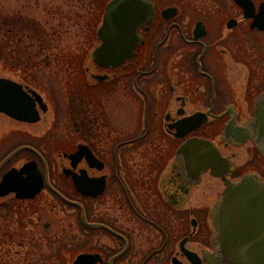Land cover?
Instances as JSON below:
<instances>
[{
    "label": "flooded vegetation",
    "instance_id": "obj_1",
    "mask_svg": "<svg viewBox=\"0 0 264 264\" xmlns=\"http://www.w3.org/2000/svg\"><path fill=\"white\" fill-rule=\"evenodd\" d=\"M152 1L154 19L138 29L135 54L117 66L96 61L97 46L67 49L60 58L49 41H39L44 25L34 28L40 36L31 46H0L2 64L28 65L20 78L0 77L19 85V117L0 112V128L7 123L0 149L12 147L0 156V183L29 163L28 172L37 174L38 167L43 177L34 197L0 195V213L17 209L19 218L22 210L34 212L37 200L66 211L62 240L74 244L61 250L71 261L92 254L94 264H229L217 258L214 218L225 181L211 167L198 171L200 164L187 163L181 148L196 138L212 140L232 162L228 178L253 173L264 180L257 144L223 138L231 120L244 125L252 118L264 93V0H248L250 17L236 0H206L200 7L195 0ZM6 50L14 60L12 51L6 61ZM62 64L68 65L61 70ZM41 66L65 76L62 98L43 85ZM239 68L246 70L245 85ZM53 105L57 115L50 120ZM245 145L252 158L243 171L235 149ZM24 226L19 218L10 242L27 244ZM1 236L8 242L10 233L0 228ZM25 260L33 264L37 257Z\"/></svg>",
    "mask_w": 264,
    "mask_h": 264
},
{
    "label": "water",
    "instance_id": "obj_2",
    "mask_svg": "<svg viewBox=\"0 0 264 264\" xmlns=\"http://www.w3.org/2000/svg\"><path fill=\"white\" fill-rule=\"evenodd\" d=\"M236 1L244 5L246 16L253 15L250 1ZM174 11V8L166 10L170 16ZM155 14L152 0H110L97 29V47L92 53L94 59L104 66H117L134 55L139 43L138 29L152 22ZM18 86L12 80L0 79V112L19 117ZM223 138L237 143L252 140L264 154V93L256 102L252 118L244 125L231 120L225 127ZM19 149L22 148L15 152ZM181 153L185 154L187 163L195 161L202 166L198 171L211 167L212 172L225 181L223 197L214 210L216 237L221 252L217 258L220 260L223 257L229 264H264V180L253 173L235 181L228 178L232 162L221 156L212 140L193 139L181 148ZM30 166L29 163L20 170L11 169L0 183V195L13 191L19 197L38 194L43 187V177L38 167L37 174L29 173ZM26 172L31 175L22 178ZM29 179L33 180L30 184L27 182ZM25 190L28 192L25 193ZM95 261L94 255L82 254L73 260V264H94Z\"/></svg>",
    "mask_w": 264,
    "mask_h": 264
},
{
    "label": "rangeland",
    "instance_id": "obj_3",
    "mask_svg": "<svg viewBox=\"0 0 264 264\" xmlns=\"http://www.w3.org/2000/svg\"><path fill=\"white\" fill-rule=\"evenodd\" d=\"M204 3L207 4L208 1L195 0L193 5L200 7L205 5ZM0 7H2L6 12H13L17 10L24 11L27 15H31V17L35 19L36 23L44 25L47 30L45 34V41H49L48 46L50 44L51 46H53L51 52L57 54L59 53L60 58L61 53L65 52V50L67 49L69 51H72L73 53H76L78 50L83 51V49H86L88 46H95L97 44V41H95L94 43L93 41L95 39L98 26L101 22V15H99V20L97 23L99 11L96 10V12H93L95 11L94 8L97 7L93 0H0ZM71 14L73 17L79 19V29L74 25L73 21L69 20V16ZM11 51L12 50L5 51L6 53H10L5 54V56L7 57L6 61L10 60L9 57L11 56ZM12 55V59L14 60V51ZM23 62H25V59H23ZM2 63L3 62L0 61V77L4 76L16 79L17 77L20 78L26 75L23 71V68L28 66L27 64L22 63L20 65V68L19 66H17L18 68L16 67L13 69L14 65L10 66V63L8 61L6 62V64ZM63 64L61 70L68 65ZM57 66L60 67L61 65L58 64ZM39 68H42L46 71L44 72V75H42L45 78L43 79V82H45L43 85L51 91H55V89H57L59 92V96H61L62 98V92H65L66 85H68L65 76L63 74L52 75L48 72V68L46 67L41 66ZM243 70L244 71L239 68V72L237 73L239 74L241 84L245 85L244 79L246 76V70ZM50 75H52L53 77H50ZM50 82L52 83L50 84ZM61 106L63 107V101H60L59 104L58 98V111H61ZM53 109L54 111L52 110L51 115H49L50 120L54 119V116L57 115L55 112V105H53ZM6 125L7 123L5 122L2 125V128H0V135L2 133V130L4 128H7ZM216 138L217 141H220V136ZM11 148V146L5 144V146L0 149V156L5 154ZM247 148L248 146L245 145L243 148H239L238 151L235 149V151L237 152L236 162L239 167L242 166V168L244 169L243 171L247 170V168L243 164H245L249 158H252L250 157L251 154L248 153ZM51 149L54 150L55 148ZM246 165L248 166L249 163H246ZM248 170H252L251 166L248 168ZM221 187V184L219 186L217 184L218 189H220ZM35 204L37 205V209L34 212L31 211L32 208L31 210L25 209L20 211V214L22 216H19V218L22 219V222L25 224L23 234H25V239L27 238L26 245L20 244L19 246L18 242H16L17 240L15 241V236V242H10V239L13 237L12 233L16 234L15 228L17 220L19 219L18 210L16 209L5 212L3 211V213H0L1 234H3L4 231L10 233L8 242L2 236L0 237V244H3V247H1L0 249V264H28V260L24 261V259L26 258V254L29 255L30 259L34 257V253L35 257H37L38 259H40L41 257H45L46 254L49 255L46 257H50V255L54 253L53 248L52 251H49L48 249L50 243L53 244V247H55L58 252V242L63 243V235L61 231L64 226V228H67V225L69 224V222L66 221V211L49 210L47 207H44V205H42L43 203L41 200H37ZM25 212L28 215H25ZM46 224H48V226L45 227ZM20 225L23 224L20 223ZM73 229L74 228L71 229V232H75ZM32 230L33 232L31 233V235H29ZM65 233L66 231L64 232V234ZM67 235L71 237L75 236L74 233H70V231ZM33 264L41 263L35 262Z\"/></svg>",
    "mask_w": 264,
    "mask_h": 264
},
{
    "label": "trees",
    "instance_id": "obj_4",
    "mask_svg": "<svg viewBox=\"0 0 264 264\" xmlns=\"http://www.w3.org/2000/svg\"><path fill=\"white\" fill-rule=\"evenodd\" d=\"M97 7L96 10L99 11L97 17V23L99 20V15H102L103 8L108 0H93ZM71 12V11H69ZM97 16V14H96ZM69 20L74 22V25L78 28L79 19L72 16H69ZM35 19L31 17V15H27L24 11H13V12H6L2 7H0V46H31L34 41H36L37 36L35 34L34 28L37 25H41L36 23L35 25H31V22H34ZM96 24V22H95ZM79 29V28H78ZM45 33H42L44 36ZM38 41V40H37ZM40 41L45 42V37L40 39ZM48 40H46L47 42ZM13 51V50H12ZM11 51V53H12ZM68 244V241L65 242ZM69 244H74V241H69ZM64 243L58 242V252L55 247L52 248L54 253L50 255V257H46L49 255H45V257H41L40 259L37 258L36 263L41 264H71V258L68 257L65 253L61 252L62 246H65ZM70 248V247H69ZM56 251V252H55ZM71 252V250H70ZM73 254V252H72Z\"/></svg>",
    "mask_w": 264,
    "mask_h": 264
}]
</instances>
